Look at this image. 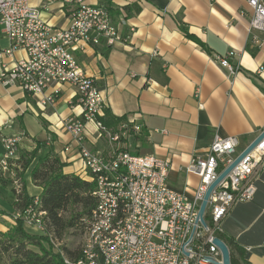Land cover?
Instances as JSON below:
<instances>
[{
    "label": "crops",
    "instance_id": "1",
    "mask_svg": "<svg viewBox=\"0 0 264 264\" xmlns=\"http://www.w3.org/2000/svg\"><path fill=\"white\" fill-rule=\"evenodd\" d=\"M28 1L54 26L69 25L70 6L66 0ZM85 2L108 8L116 22L126 19L124 32L130 34L126 43L86 46L77 53L81 66L103 91L101 116L107 109L124 118V122L132 120L141 125V133L131 142L137 147L142 145L144 154L169 159L170 185L191 195L199 179L187 174L185 166L196 150L204 152L215 134L235 135L243 148L264 127V69L259 71L264 66V44L250 43L248 27L253 13L248 0ZM130 28L134 31L130 32ZM9 45L0 31V49ZM230 50L238 52L232 62L241 66L235 74L215 60L217 54ZM24 57V50L4 57L0 72L2 62L11 65ZM37 100L16 84L6 85L0 80V158L6 137L18 139L13 165L17 167L23 153L32 152L38 142H45L65 164V173L84 177L76 143L63 127L66 119L82 115L75 88L64 84L56 103L45 109ZM83 143L106 155L113 150L108 138L99 136L93 122L86 125ZM67 145L70 150L65 151ZM48 147L37 148V156L23 175L29 196L39 198L42 192L33 183L31 170L37 158L48 153ZM13 174L11 171L7 175L11 179L2 182H10L13 190L19 192ZM28 181L36 186L37 193H33ZM20 212L14 204L11 216L17 217ZM223 228L221 238L230 250L233 264H264V172L254 198L234 204ZM7 229L6 226L4 231Z\"/></svg>",
    "mask_w": 264,
    "mask_h": 264
},
{
    "label": "built area",
    "instance_id": "2",
    "mask_svg": "<svg viewBox=\"0 0 264 264\" xmlns=\"http://www.w3.org/2000/svg\"><path fill=\"white\" fill-rule=\"evenodd\" d=\"M66 3L70 6V23L57 27L43 19L41 10L28 0H0V31L10 42L0 49V61L18 50L26 52V57L11 65L1 63L2 83L16 84L37 97L43 109L56 103L64 84H71L83 109L80 117L66 119L63 127L76 143L84 178L99 176V183L92 192L96 205L81 240L86 258L79 263L63 259L64 264H223V253L215 239L221 238L232 206L250 201L256 194L264 172V137L212 189L203 220L200 207L211 185L264 132V127L243 148L237 136L215 134L207 149L196 150L185 166L187 174L199 179L194 192L187 195L173 188L169 159L125 149L141 133V125L129 120L113 131L96 119L104 111L103 91L77 57L86 46L126 43L130 39L124 32L126 19L116 22L108 8L85 0ZM248 4L253 13L248 27L250 43L262 46L264 0H248ZM237 55L230 50L217 54L215 60L235 74L241 68L240 63L232 62ZM263 69L260 66L259 71ZM88 122H93L99 136L107 137L112 144L109 154L93 151L83 143ZM18 143L14 136L3 140L0 180L11 172ZM64 150H70V146ZM114 192H122L123 203L113 204ZM35 198L18 216L26 226L45 233L44 211H36ZM111 206H119V213H111ZM110 226H118V233H110ZM208 228H217V235L200 241L201 229Z\"/></svg>",
    "mask_w": 264,
    "mask_h": 264
},
{
    "label": "trees",
    "instance_id": "3",
    "mask_svg": "<svg viewBox=\"0 0 264 264\" xmlns=\"http://www.w3.org/2000/svg\"><path fill=\"white\" fill-rule=\"evenodd\" d=\"M96 119L113 131L125 121L124 118L112 115L107 109L103 116H97ZM44 147H48L45 142L37 143V148ZM37 148L23 153L17 160L18 167L16 166L15 171L20 178V188L19 192L14 189L17 196L15 206L21 212L33 201V196H29L26 191L23 175L37 156ZM48 148V153L39 156L31 170L33 183L42 188L37 210L45 212V233H30L25 228L23 219L17 216L15 225L8 227L6 231L0 230V264H64L62 254L76 259L81 253V243L77 250H69L64 246V251L54 252L51 242L54 239L62 240L74 231L80 232L83 237L87 220L96 205V199L92 195L96 183L79 174L65 173V164L53 152V147Z\"/></svg>",
    "mask_w": 264,
    "mask_h": 264
},
{
    "label": "rangeland",
    "instance_id": "4",
    "mask_svg": "<svg viewBox=\"0 0 264 264\" xmlns=\"http://www.w3.org/2000/svg\"><path fill=\"white\" fill-rule=\"evenodd\" d=\"M125 149H127L131 153H142L141 152L142 145L137 147L134 141L127 143V145H125ZM15 168L17 167L13 166L11 171L14 172L13 175L16 178V181L19 182L20 178L19 176H17L18 173H16ZM9 179H11V177L6 178V180H9ZM28 184L30 188L32 189L33 193L38 192L36 186L33 185L31 181H28ZM14 192L15 191L13 190V186L10 182L8 184H4L2 180H0V214L8 215L7 217L0 215V230H3V231L5 230L6 226L12 227L13 225L16 224L17 218L11 216L14 214V204H15ZM24 226L25 228H27V230L30 233H36V234L43 233L42 231L37 230L35 227L26 226V225ZM81 240H82V234H80V232L74 231V233L64 236L62 240H57V239L52 240L53 242V243L51 242L52 250L54 252H58V251L61 252V251H64L63 249L64 246H67L69 250H77V248H79L80 246ZM47 246L50 247L49 245ZM62 256L64 255L62 254Z\"/></svg>",
    "mask_w": 264,
    "mask_h": 264
},
{
    "label": "bare ground",
    "instance_id": "5",
    "mask_svg": "<svg viewBox=\"0 0 264 264\" xmlns=\"http://www.w3.org/2000/svg\"><path fill=\"white\" fill-rule=\"evenodd\" d=\"M28 94V93H27ZM90 181H94L96 183L95 186H98L99 183V176H91ZM112 201L113 204H121L123 203V194L122 192H114L112 193ZM39 204V198H35V207L37 210V205ZM111 213H119V206H111ZM45 214V212H44ZM44 230V227H43ZM110 233H118V226H110ZM217 235V228H208V229H201L200 231V241H208L210 237H215ZM86 258V251H82L78 258L71 259L66 256H63L64 261L72 262V263H79L82 259Z\"/></svg>",
    "mask_w": 264,
    "mask_h": 264
},
{
    "label": "water",
    "instance_id": "6",
    "mask_svg": "<svg viewBox=\"0 0 264 264\" xmlns=\"http://www.w3.org/2000/svg\"><path fill=\"white\" fill-rule=\"evenodd\" d=\"M264 137V132L258 136L254 142L248 147L247 150H245V152L227 169L225 170L220 176L219 178L211 185V187L208 189L205 197H204V200L202 201V204H201V207H200V218L203 220L202 216H203V213L205 211V208H206V205H207V202H208V198H209V195H210V192L212 191V189L215 187V185L220 181L222 180L226 174L234 167V165L246 154L248 153L262 138ZM215 243L220 247L222 253H223V264H232L231 262V255H230V250L227 246V244L221 239V238H216L215 239Z\"/></svg>",
    "mask_w": 264,
    "mask_h": 264
}]
</instances>
